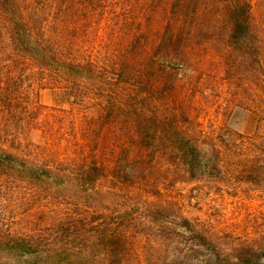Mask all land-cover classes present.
Returning a JSON list of instances; mask_svg holds the SVG:
<instances>
[{"label": "trees", "instance_id": "16d2710c", "mask_svg": "<svg viewBox=\"0 0 264 264\" xmlns=\"http://www.w3.org/2000/svg\"><path fill=\"white\" fill-rule=\"evenodd\" d=\"M214 82L264 125V0H0V264H264V237L143 199L252 147L236 177L264 175V134L202 132Z\"/></svg>", "mask_w": 264, "mask_h": 264}, {"label": "rangeland", "instance_id": "374dc122", "mask_svg": "<svg viewBox=\"0 0 264 264\" xmlns=\"http://www.w3.org/2000/svg\"><path fill=\"white\" fill-rule=\"evenodd\" d=\"M198 97L197 112L203 133L212 137L226 136L224 130L230 129L236 132L234 138L241 136L253 139L255 143L257 135L264 134L261 113L251 102L243 100L238 106L228 104L233 103L229 91L219 88L215 82L206 83ZM40 99L47 106L55 105V95L51 91L42 90ZM27 140L36 145L45 142L42 132L37 129L27 135ZM256 153L252 147L243 149V156L228 157L220 179L207 175L195 181L189 177L174 178L161 194H144L143 199L172 201L178 212L193 222L213 225L259 241L264 237V175L254 182L244 181L236 177L235 170L243 165H253L251 162L255 161Z\"/></svg>", "mask_w": 264, "mask_h": 264}]
</instances>
